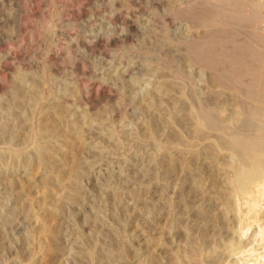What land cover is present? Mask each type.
I'll use <instances>...</instances> for the list:
<instances>
[{"label": "rangeland", "instance_id": "rangeland-1", "mask_svg": "<svg viewBox=\"0 0 264 264\" xmlns=\"http://www.w3.org/2000/svg\"><path fill=\"white\" fill-rule=\"evenodd\" d=\"M262 59L264 0H0V264H264Z\"/></svg>", "mask_w": 264, "mask_h": 264}, {"label": "bare ground", "instance_id": "bare-ground-1", "mask_svg": "<svg viewBox=\"0 0 264 264\" xmlns=\"http://www.w3.org/2000/svg\"><path fill=\"white\" fill-rule=\"evenodd\" d=\"M231 10H233V9H231ZM237 46L238 45H236V47ZM235 50H237V49H235ZM242 54L243 53H240V55H242ZM246 54H248V53H246ZM257 59H258V57H257ZM262 60L264 61V59H262ZM251 65L253 66V64H251ZM261 67H262V65H261ZM255 69L257 70V67H255ZM257 72L258 71H256V73ZM260 73L264 74V72H262V70L260 71ZM250 75H252V74L250 73ZM254 76H256V75H252L253 79H252L251 83L249 84V88L247 87V89H248L247 90L248 92L246 94L247 102L245 100V102L247 103L246 109L242 108L240 105L238 107L239 117L236 120V126H234L235 131L233 130L234 132H232V130H231L232 133L230 132L228 134V137H226V136H225V138L222 137L224 139L223 144H225L226 147H228L229 151L231 152V155L233 154V156L235 157L236 166H235V173H234L235 178L233 180L234 184L237 187H241L243 189H245L249 183H256L257 179H258V181H260L259 179L264 177V86H263L264 83H263V85L260 84L261 82L259 83V80L261 81V79L258 78L259 79L258 80ZM256 77H258V76H256ZM259 84L261 86H259ZM220 85H221V83H220ZM218 105H219V103H218ZM193 107H195V106H193ZM204 107H206V106H204ZM207 107L202 108L200 110L198 109L197 110L198 112L195 113L196 114V116H195L196 132L202 130L203 128H206L207 130L209 128V129H212L215 131L216 129H218L220 127V125L218 124V121L222 120V119H219V120L217 119V121H216V119H215L216 116L214 117V115H216L215 114V112H216L215 108L217 106L214 108H210L209 106H207ZM217 113H218V111H217ZM242 114H245V115H242ZM219 123H220V121H219ZM243 129H246L247 133H242L241 130L244 131ZM203 130H205V129H203ZM211 136H213V135H211ZM221 146H222V144H221ZM262 183H263L262 185L264 186V180L262 181ZM248 196H249V194H248ZM248 229L249 228H247V230Z\"/></svg>", "mask_w": 264, "mask_h": 264}]
</instances>
